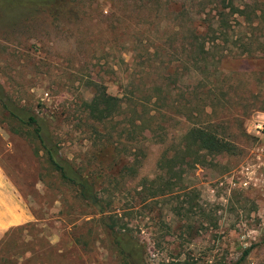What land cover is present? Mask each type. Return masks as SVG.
<instances>
[{
    "label": "rangeland",
    "instance_id": "obj_1",
    "mask_svg": "<svg viewBox=\"0 0 264 264\" xmlns=\"http://www.w3.org/2000/svg\"><path fill=\"white\" fill-rule=\"evenodd\" d=\"M230 1L243 12L231 13ZM211 8L216 63L206 71L194 65L188 36ZM57 13L0 5V83L20 107L47 119L64 156L99 178L98 195L111 194L117 226L141 246L139 264H264V165L249 133L264 113V0H65ZM91 82L126 101L102 127L83 107ZM139 117L147 129L130 137ZM208 122L235 141V152L211 166L190 167L184 158L181 189L142 199L140 179H153L161 155L173 153L192 125ZM15 128L0 107V165L30 217L0 244V264H128L99 215ZM105 131L118 152L139 161L123 179L116 169L126 163L113 146L93 158Z\"/></svg>",
    "mask_w": 264,
    "mask_h": 264
},
{
    "label": "trees",
    "instance_id": "obj_2",
    "mask_svg": "<svg viewBox=\"0 0 264 264\" xmlns=\"http://www.w3.org/2000/svg\"><path fill=\"white\" fill-rule=\"evenodd\" d=\"M64 1L65 0H0V5L6 7L40 6L50 10V12L55 15ZM222 2H224V0H222ZM227 6L230 7L231 13L243 12L238 7H235L231 1ZM204 9L203 11H205ZM218 9L219 8H217V10ZM212 11L213 9L211 8L204 13L205 17H209V19L201 20L199 23L198 21L193 22L195 24L189 30L190 35L188 36L190 40L189 47L194 52V65L197 67L198 64L202 63V69L206 71L210 69V63L212 61L216 63L210 51L215 42L214 35L216 31L214 28V16H211ZM218 14L221 19L224 20L223 13L218 11ZM198 19L200 20L201 17ZM256 43H258L257 40ZM251 46V43L248 44V46H244V50H246L245 52L250 55L252 60H256L255 54L257 49H252L250 48ZM90 85L93 88V95L91 100L83 106L87 119L102 127L112 122L114 119L119 118L124 112L126 101H124L122 97L110 93L107 85L104 83L98 84L96 82H91ZM0 107L6 112L7 118L9 117L19 124V128L13 129V132L20 135L25 134L27 137L32 138L33 141L36 142L33 143L37 144V147L42 152L44 160L56 169L59 179L73 190L75 198L79 200V202H82L85 207L93 209L99 215L101 226H104L112 243L117 247L120 255L124 259H127V263L139 264L141 261L140 257L142 256L141 246L131 237L127 232L128 230L123 228V224L122 227L119 226L120 229L122 228L119 230L116 220L114 219L116 214L114 210L116 208L113 204L115 202L114 199H111V194L108 199L101 198L97 190V187H99L97 180L99 178L86 173L83 168L76 166L68 157L60 152V147L56 141L53 140V135L48 128L47 119L44 117L39 118L31 114L28 110L20 107L19 104L9 97L1 83ZM134 113H136V111ZM130 128V130H127V134H129L130 137L135 134L140 135L147 129L142 117L137 118V120H132L130 122ZM96 129L97 128H95L94 131L98 133ZM119 136L120 135H118V137ZM133 141L136 142L135 137ZM116 142L118 143L119 141L116 140L113 133L105 131L101 143L93 154V158L96 160L101 159L103 154L107 155V153H110L107 145L113 146L112 150L114 152L116 151V156L120 157V160L123 159L126 163L125 165H121L120 168H118V165L116 169L119 178L123 179L126 173L131 174L134 168H136L135 164L131 162L138 163L139 161L135 158L130 160L131 158L127 153L122 154L118 152V145ZM236 145L235 141L230 139L225 133L217 130L210 122L202 125H192L191 128L187 129L183 134L181 142L177 144L173 153H168L169 151H166L161 155L156 166L157 174L154 178L150 180L147 178L140 179V186L145 193L141 198L161 197L181 189V166L183 167L181 164H184V158L190 157V161L186 160L188 163L187 166L190 167H195V165L200 164L211 166L212 159L218 157V155L233 154L237 148ZM201 153H204L206 157L210 159L207 160V158H203V160H201ZM127 158L129 161L126 160ZM113 178L116 180L117 184H119L118 177ZM106 184L112 183L108 182ZM1 243H3V241ZM248 252L249 250H243V256L247 255ZM165 264L192 263L188 260H178Z\"/></svg>",
    "mask_w": 264,
    "mask_h": 264
},
{
    "label": "crops",
    "instance_id": "obj_3",
    "mask_svg": "<svg viewBox=\"0 0 264 264\" xmlns=\"http://www.w3.org/2000/svg\"><path fill=\"white\" fill-rule=\"evenodd\" d=\"M29 219L26 203L0 165V243L11 230L24 226Z\"/></svg>",
    "mask_w": 264,
    "mask_h": 264
},
{
    "label": "built area",
    "instance_id": "obj_4",
    "mask_svg": "<svg viewBox=\"0 0 264 264\" xmlns=\"http://www.w3.org/2000/svg\"><path fill=\"white\" fill-rule=\"evenodd\" d=\"M249 133L258 141V146L255 148L256 154L255 161L258 162V159H261L264 165V113H261L259 119H256L252 123V129L249 130ZM252 164H248L245 171H251Z\"/></svg>",
    "mask_w": 264,
    "mask_h": 264
}]
</instances>
